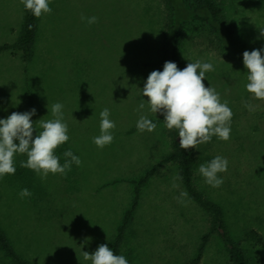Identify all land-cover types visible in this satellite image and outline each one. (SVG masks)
I'll use <instances>...</instances> for the list:
<instances>
[{
  "label": "rangeland",
  "instance_id": "obj_1",
  "mask_svg": "<svg viewBox=\"0 0 264 264\" xmlns=\"http://www.w3.org/2000/svg\"><path fill=\"white\" fill-rule=\"evenodd\" d=\"M216 1L235 29L232 38L194 17L206 11L187 0H169L170 9L165 0H50L52 11L36 19L29 60L17 46L0 49V117L35 107L33 121L51 119V105L61 102L69 140L55 154L63 163V152L71 149L81 159L79 166L42 180L21 166L27 156L18 153L15 173L0 177L1 224L35 264H91L84 252L110 244L136 181L171 150L163 115L148 111L141 88L149 72L159 70L156 64L170 61L164 35L168 29L171 42L178 28V68L188 59L210 60L214 70L203 83L233 112L228 140L213 136L194 148L195 183L221 206L229 234L249 263L264 264V99L245 90L242 62L245 49L264 45V0ZM25 14L22 0H0V46L15 44ZM82 16L97 19L88 24ZM142 100L145 108L137 110ZM105 107L116 126L113 141L100 148L92 137L99 135ZM141 113L156 121L153 131L137 130ZM215 155L229 163L219 173L223 183L213 188L198 166ZM178 169L175 162L164 163L141 185L119 250L130 264H187L210 231L211 215L189 194L180 197L187 190ZM24 187L31 196H19ZM42 209L51 214L49 221ZM199 264H233L216 232L210 231Z\"/></svg>",
  "mask_w": 264,
  "mask_h": 264
},
{
  "label": "clouds",
  "instance_id": "obj_2",
  "mask_svg": "<svg viewBox=\"0 0 264 264\" xmlns=\"http://www.w3.org/2000/svg\"><path fill=\"white\" fill-rule=\"evenodd\" d=\"M22 4L35 17L52 11L50 0H22ZM81 19L92 24L97 18L82 16ZM260 34L264 36V27H260ZM188 61L181 69L175 61L166 60L162 70L149 72L141 88L142 95L147 97L148 111L162 113L164 126L170 130L178 129L182 149L196 148L198 144L210 141L213 136L226 141L231 133L232 109L227 100H221L220 94L210 83L208 86L203 83L206 72L214 70V65L210 60ZM242 62L247 69L245 90L257 99H264V45L250 51L245 49ZM63 107L61 102L53 103L51 119L33 121L31 117L36 113L35 107L22 112L12 111L6 117H0V177L15 173L14 156L18 153H26L27 156L25 161H21V166L32 169L42 180L49 173H65L73 163L77 166L81 164L80 157L71 149L63 152L66 158L63 163H60V157L54 151L58 145L69 140ZM144 108L142 100L137 110ZM110 115L107 107L99 112V135L92 137L97 147L102 148L113 141L110 130L116 125ZM136 128L151 132L156 128V121L141 113L136 120ZM34 129L36 135H33ZM228 163L227 157L215 155L201 163L198 172L206 184L216 188L223 183L219 173L227 171ZM18 194L21 198L31 196L26 187L21 188ZM179 195L186 197L188 193L182 191ZM84 257L91 264H130L125 255L114 252L107 243L99 244L92 253L85 251Z\"/></svg>",
  "mask_w": 264,
  "mask_h": 264
},
{
  "label": "trees",
  "instance_id": "obj_3",
  "mask_svg": "<svg viewBox=\"0 0 264 264\" xmlns=\"http://www.w3.org/2000/svg\"><path fill=\"white\" fill-rule=\"evenodd\" d=\"M165 1L169 8V0ZM187 1L190 2L189 5L191 7L195 9L201 8L202 10L206 11V14L202 16L195 15L194 17L204 19L208 23H210L215 30L220 31V37H222V34L225 31L224 33H226L229 38H232V35L235 33V29L225 19L223 13L224 10L216 0ZM36 19L37 17L32 15L30 10L26 9L25 19L22 23V28L15 44H3L0 46V49H7L12 48L13 46H17L22 50L23 57L26 60H29L33 52V39L36 33ZM183 22L184 21L180 22V25H182ZM212 22H216V25L212 24ZM221 27H223L222 29L224 30H222ZM167 31L168 29H166L163 40L164 56L168 55L170 61H175L178 64V45L180 39L183 36L182 28H178L175 31V35L171 42H169L168 40ZM162 64V61L156 64L158 65L159 70H162ZM178 134V129H169L171 150L168 154L163 156V158L157 164L147 169L145 173L136 181L132 202L128 209L125 211L121 222L118 224L116 233L112 238L109 247L113 248L114 252L119 253L125 230L130 222L132 212L134 211L138 203L141 185L147 182L149 177H151L156 172L157 168L160 165L168 162H175L179 168L178 170L181 181L189 196L211 215L210 231L216 232L219 235L229 253L231 262L233 264H250L243 249L230 236L221 206L209 199L204 194V192L196 185L194 170L198 160L195 156L194 148L190 147L189 149H182L179 145ZM43 215L47 221H49L52 217L47 210L43 211ZM210 231L202 235L201 243L198 246L195 255L187 264H199L204 247L208 242ZM254 233L255 232L251 230V234ZM14 239L9 236L0 221V264H35L31 258L25 256L22 250L18 249V247L21 246V242Z\"/></svg>",
  "mask_w": 264,
  "mask_h": 264
}]
</instances>
